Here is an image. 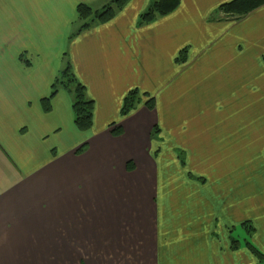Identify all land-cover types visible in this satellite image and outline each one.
<instances>
[{
    "label": "crops",
    "instance_id": "obj_1",
    "mask_svg": "<svg viewBox=\"0 0 264 264\" xmlns=\"http://www.w3.org/2000/svg\"><path fill=\"white\" fill-rule=\"evenodd\" d=\"M114 1L0 0V264H257L245 248L236 260L234 232L264 210V73L248 78L236 61L264 54V25L236 27L264 22V6L236 23L219 9L232 0H180L140 26L154 0H130L82 30L81 5ZM68 67L95 104L87 132L74 94L54 88ZM203 75L199 98L162 109L158 91L191 96ZM136 88L157 94L156 108L124 118ZM207 100L214 115L226 104L231 128L206 123L195 103ZM156 125L164 143L150 138ZM236 138L250 162L238 163Z\"/></svg>",
    "mask_w": 264,
    "mask_h": 264
},
{
    "label": "rangeland",
    "instance_id": "obj_2",
    "mask_svg": "<svg viewBox=\"0 0 264 264\" xmlns=\"http://www.w3.org/2000/svg\"><path fill=\"white\" fill-rule=\"evenodd\" d=\"M114 1V0H113ZM113 3H107V4H104V6L102 7H99V8H92L90 6H87L89 7L93 14H97V13H100V14H103L104 11L107 10V8L109 7V5H112ZM262 8V7H261ZM79 9V8H78ZM260 9V8H259ZM258 9V10H259ZM117 12V9L115 10ZM257 11V10H256ZM255 11V12H256ZM79 12V10H78ZM93 14L91 16L88 17V20H82V25H86L88 24V22L93 19ZM252 16V15H251ZM248 17V16H247ZM243 18V19H240L237 21V18L236 17H228L229 19H232L234 21L239 22V21H242V20H245L247 21V18ZM219 18L217 17H212L211 18V21H217ZM157 21V20H156ZM155 21V22H156ZM154 23V22H153ZM212 22H210L211 24ZM256 23V24H254ZM95 24H98V23H95ZM152 24V23H150ZM150 24H147V25H150ZM264 25V22L262 21V19L260 17H256V16H253V17H250L249 16V20L248 22L245 23L244 25V29H242V31H240L239 27L237 26L236 27V30L239 31V32H242V33H247V32H254V31H261L262 27ZM140 26H146V25H140ZM89 28V27H88ZM247 28H249L250 31H247ZM249 41V40H248ZM245 47H243L244 49ZM190 53V48L188 49H184L179 55H178V59L180 60L181 63H185L187 61V58H188V55ZM240 58L244 59H238L236 61V70L240 71V72H244L246 73L248 76V78H254L252 77V75L254 74V72L252 71L255 70V72H258V73H264V54L261 56H239ZM245 57V58H244ZM252 60H254V66H252ZM215 75V73H213V76ZM207 78L205 75L203 76H198L196 78V80L193 81L194 84V87H193V94L190 96L187 92V90L185 89L184 92H182L181 94L177 95V94H174V93H171L169 92V88H164L163 89V92H159L157 94L158 95V99L161 103V107L162 109L165 111V112H168L169 109L166 108L164 106L165 105H170L171 108H172V111H174L175 109H179V108H185V104H186V100L187 99H191V98H199V95H198V92L200 90L201 87H199L201 85L202 82H206ZM264 80V78H263ZM138 89V88H136ZM148 91L144 92L142 90H139V95L137 97L138 100H139V104H138V100H136V107H135V111L138 110V107H142L143 106V103L144 101L146 102L147 99H149V94L147 93ZM236 92V91H235ZM145 94V95H144ZM156 94V95H157ZM155 95V97H157ZM151 97V96H150ZM155 97L153 96L152 98L154 99V102H155V108H156V100H155ZM217 100V98H216ZM216 105L219 107V109H223V111H220V113H217L216 115H219L220 117L218 118L216 115L213 114L214 112V109L213 107L209 104V101H204V102H197L195 103V107L196 109H199L200 107H202L206 113H207V118H206V123L207 124H210V123H213V122H216L218 123L219 126H222L223 128L225 127H230L231 125V120L226 116L225 113H228L229 111V108L226 106V104H219L217 102H215ZM145 106V104H144ZM234 106V105H233ZM143 108V107H142ZM235 109H233V116L236 114V112H238V108L236 107V103H235V106H234ZM149 110V109H148ZM155 109L153 110H150V111H154ZM216 116V121L215 120H209V119H212V118H215ZM231 128V127H230ZM151 140L155 143L157 142H161V143H164V138L163 136V130H161L160 126L156 125L153 127L152 131H151ZM240 141L237 140L236 138V155H237V160H240L238 161V163H242L244 162L246 159H249L250 157V154L246 155L245 153H247V151L244 149L242 143H240ZM151 146H153V143H150ZM162 146V145H161ZM161 146L154 151V154L156 157H158V155L160 153L163 152V150L161 149ZM246 148L248 150L252 149V146H249V145H246ZM152 149L148 151V153L150 154V156L152 157ZM245 156H247L245 158ZM185 159H186V156L184 154V152H180V155H179V160L181 162V165L183 164V168H184V164H185ZM248 162H250V159L248 160ZM128 168L130 170L134 169V164L133 162H129L128 164ZM185 169V168H184ZM203 184L205 183L203 180H202ZM210 184V188L213 189L214 187V190H215V185L212 183H209ZM242 193V192H240ZM241 201V200H240ZM259 201L261 202H264V195L261 196V198H259ZM250 207H249V211H250ZM254 215V216H253ZM253 215H249L248 218V222H245L244 224H238L237 227H236V230L234 232L235 234V237H236V241H239L242 245L241 248H239V246L236 244V246H238L236 248V260L238 261H245L246 260V256L244 253L241 252L242 249H246L250 252H252L248 245H252L254 246L262 255H264V230H262L259 226V222H258V219L260 218H264V210H257ZM240 219H243V216H240ZM254 234H257L256 236V241H254L252 239V235ZM247 241V242H246ZM254 258L257 259V261L259 262L258 258L253 254ZM257 262V263H258Z\"/></svg>",
    "mask_w": 264,
    "mask_h": 264
},
{
    "label": "trees",
    "instance_id": "obj_3",
    "mask_svg": "<svg viewBox=\"0 0 264 264\" xmlns=\"http://www.w3.org/2000/svg\"><path fill=\"white\" fill-rule=\"evenodd\" d=\"M129 1L130 0H115L112 5H109L103 14H93L89 7L81 5L79 7V15L81 20H88V17L93 14V19H91L88 24L83 25L82 30L91 27V25L95 23L103 24L111 21L117 13L115 10L117 9V11H119ZM263 6L264 0H232L222 4L219 9L221 13L226 15V17H236L238 21L240 19L246 18ZM179 7L180 0H154L152 6H150L147 12L141 16L139 24L147 25L153 23L159 18L166 17L174 13ZM178 62H180L179 59ZM58 84L64 86L74 94L73 109L76 127L82 132L89 131L92 128L94 122L95 104L94 101L88 98L85 86L81 84L72 74L70 67H68L58 79L54 87L55 91L57 90ZM138 92L139 90L135 89L131 91L125 98L121 110L122 117L125 118L134 111L136 107V100H138ZM145 106L149 110L155 109L154 99L149 96V99H147L145 102ZM121 133L122 129L113 130V134L116 136H119ZM236 244H238V241H236ZM237 247L238 246H236V248ZM248 247L258 258L259 263L257 264L263 263L264 255H262L254 246L249 244Z\"/></svg>",
    "mask_w": 264,
    "mask_h": 264
}]
</instances>
